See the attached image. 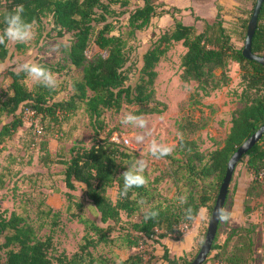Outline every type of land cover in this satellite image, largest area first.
<instances>
[{"label":"trees","instance_id":"1","mask_svg":"<svg viewBox=\"0 0 264 264\" xmlns=\"http://www.w3.org/2000/svg\"><path fill=\"white\" fill-rule=\"evenodd\" d=\"M129 1L3 0L0 3V34L6 27L5 15L13 12L16 5L23 4L22 15L26 22H34L33 26H41V20L49 17L50 27L58 36L63 32L70 35L65 58L69 66L80 71L79 79L71 83L72 94L64 100H52L51 90L40 84H37L38 88L35 90L26 88L22 84L26 75L23 72L17 74L18 71H1L0 74L7 76L10 81L8 92L0 102V113L13 115V118L0 126V144L3 139L10 137L21 127L23 109L32 111L31 118H38L41 126L44 119L60 121L61 118L81 108L95 136L103 132V112L115 113L122 105L134 106L135 116L161 113L164 106L162 105L161 109L157 108V102L154 100L153 82L156 76L154 69L174 43H180L184 49L179 59L180 80L184 83H195L194 91L188 97L190 105L199 104V98L206 97L223 86L227 81L228 63L236 64L240 71L241 94L246 97V103L232 118L223 146L207 156L200 154L195 141L190 137L203 128L205 122L186 119L180 123L179 139L172 155L176 156L173 161L179 163V169L175 168V172L181 175L185 183L183 188H186V191L181 193L186 194V203L181 205L179 199L167 204L159 201L152 204V202L147 210L157 211L158 216L146 221L144 212L141 213L139 221L130 225L131 231L125 232L123 238L125 247L137 248L141 239L150 240L152 243H158L161 239L171 236L175 240L178 239L181 235L176 230L178 224L182 223L189 227L192 223L184 219V210L188 207L195 212L200 208H206L211 212L217 194L215 198L209 197V188L215 187L218 192L226 163L232 153L264 124V68L244 59L241 56L242 46H237L235 43L243 44L247 21L256 0H236L237 5L233 8L231 19L228 21L223 19V14L217 12L211 21L194 18V22L199 23V28H195L193 25H184L176 18H172L171 29L152 39L141 54L136 77L129 82L125 42L120 35L112 34L113 28L106 22V17L115 13L114 6L122 9L128 6ZM173 10L179 13V10ZM153 16L154 7L151 0H142V5L135 7L127 15V25L131 31L141 30L148 25ZM89 44L94 49L87 60L86 51ZM250 52L254 56H264V0L251 37ZM7 56L6 46L0 45V63ZM41 66L58 71L52 66L44 64ZM36 125L41 132L42 126ZM29 127L33 135V124ZM33 136L30 142L32 149H38L42 155L41 165L49 167L51 161L46 140L40 141L37 146L35 139L38 136ZM69 154L68 161L61 163L64 167L61 174L63 186L67 191H73L76 183L82 185L81 195L94 208L100 224L105 227L90 224V231L98 239L95 242H88L87 246L82 247L79 253L73 254L69 259L57 258L56 264L82 262L84 257L89 256L85 249L96 242L106 240V234L119 221L120 213L129 217L138 211L145 199H150L145 186L133 187L126 197H121L120 193L124 185L122 174L134 162L133 155L122 148L121 143L114 142L105 135L88 148H74ZM243 159L246 170L253 177L251 183L260 186L257 177L259 172L264 170V135L241 156L239 161ZM113 187H115V199L111 201L107 191ZM66 197L68 200L69 194ZM4 212L5 210H0V264H50L48 256L51 249L50 238L39 239L36 230L25 217L14 212L4 217ZM40 214L43 220L50 219V227L58 222V212H54L50 207ZM80 221L82 224L87 223L81 218ZM218 226L219 223L217 229ZM40 227L41 225L38 226ZM233 233L235 231L231 230L232 236ZM203 236L204 232L202 239ZM215 238L216 233L210 249L212 254L207 256L206 262L236 264L237 254L226 251L229 236L222 244H216ZM195 250L196 247L192 253L173 257L162 248L159 259L162 264H188L194 258ZM152 254L153 250L148 260H144L142 254L135 252L120 264H149ZM101 263L105 264L104 261Z\"/></svg>","mask_w":264,"mask_h":264},{"label":"rangeland","instance_id":"2","mask_svg":"<svg viewBox=\"0 0 264 264\" xmlns=\"http://www.w3.org/2000/svg\"><path fill=\"white\" fill-rule=\"evenodd\" d=\"M2 2L3 0H0V3ZM151 4L154 7V16L141 30H130L127 25V15L135 7L141 6L142 0H130L128 6L122 9L114 6L115 13L106 17V22L113 28L112 34L120 35L125 42L124 51L128 60L126 68L129 71V82L135 79L140 56L150 41L164 31L170 30L173 26L172 18L177 19L179 16L171 8L162 9L160 0H151ZM164 12H167V17L163 16L166 15ZM177 20L181 21L180 18ZM183 23L187 25L191 21L187 18ZM33 28L35 38L32 41L6 42L8 56L0 63V72L18 71V66L25 62L52 66L58 70H50L57 78L58 87L51 90V99H67L72 94V81L80 77V71L69 66L65 58L70 35L63 32L58 36L50 27L49 17L41 20V26H33ZM235 43L237 46H242V42ZM57 45H59L58 50H53ZM93 49V46L89 44L86 51L87 60L93 53ZM183 52L181 44L174 43L155 66L154 100L157 102V108L161 109L162 105L164 108L159 114L139 115L147 121V126L143 129L121 123L126 114L134 115L135 107L131 105H122L115 113L103 112V132H99L97 136L93 134L94 130L88 125L87 117L81 108L61 118L60 121L44 119L41 122L40 135L35 142L38 146L40 141L46 140L51 161L49 167L41 165L42 155L38 149L34 150L30 145L34 136L29 126L30 124L39 125V120L29 118L25 114V109L21 111V127L16 129L10 137L3 139L0 144V201L4 204L0 205V210H5L4 217H8L10 212L25 217L36 230L39 239L50 238L51 249L48 255L50 264H56V259L60 257L69 259L73 254L79 253L82 247L87 246L88 242H95L98 237L89 229L92 224L105 227L100 224L97 212L81 195L82 185L76 183L73 191H67L63 186L61 175L64 168L61 163L68 161L71 150L78 147L88 148L105 135L111 140H117V143L120 142L122 148L133 155L134 161L144 159L147 162L144 176L148 180L145 188L150 194V199H145L138 211L129 217L120 213L119 221L106 234V240L88 246L85 250L89 256L84 257L83 261L77 264H102L101 261L105 264H120L135 252H139L144 260H148L151 250L153 254L149 264H162L159 259L162 248L154 249L156 246H153L154 243L150 240L141 239L137 248L125 247L123 241L125 232L131 231L130 225L139 221L140 214L147 210L152 202V204L158 201L167 204L186 196L185 193H181L186 191V188H183L185 183L181 175L175 172V168L179 169V163L173 161L176 156L172 153L156 159L150 154L152 141L175 146L179 139L180 123L186 119L201 120L205 122L204 127L190 138L195 141L198 152L207 156L223 146L232 118L246 103V97L241 94L239 68L230 62L226 69V83L208 96L199 98V104L190 105L188 97L194 91L195 83H184L179 78L181 72L179 59ZM9 81L7 76L0 74V102L4 100V95L8 92ZM22 84L28 89L38 88V83L26 75ZM11 118L13 115L0 113V126ZM136 135L144 136L143 143L135 141ZM122 139L128 141L127 146L123 145ZM257 178L260 186L251 183L253 177L246 170L245 159L235 165L223 204V208L232 211L234 217L228 223L218 222L215 242L222 244L229 236L226 251L237 254L236 264H264V170L259 172ZM67 194L70 197L68 200ZM216 194L217 188L210 187L209 197L215 198ZM107 196L114 201L115 187L107 191ZM47 207L59 214L58 222L53 227L49 226L50 219L43 220L40 216V212ZM200 210H203L204 218L201 219L203 224L195 252L199 248L202 232H205L210 215L206 208H200L198 212ZM80 218L87 223L82 224ZM40 225L41 227L38 228ZM187 228L181 223L176 230L182 234ZM231 230L235 231L233 236ZM166 238L173 239L172 236ZM211 254L212 252L208 253L209 256ZM206 264L216 263L207 261Z\"/></svg>","mask_w":264,"mask_h":264},{"label":"clouds","instance_id":"3","mask_svg":"<svg viewBox=\"0 0 264 264\" xmlns=\"http://www.w3.org/2000/svg\"><path fill=\"white\" fill-rule=\"evenodd\" d=\"M24 5L18 4L14 7L13 12L8 13L4 17V24L6 27L0 34V45H6V40L16 43H28L35 38V31L33 28L34 22L29 23L23 19ZM66 47V46H65ZM57 45L53 50H58ZM23 72L32 81L48 88L49 90H55L58 87V81L56 76L47 68L32 62H25L18 66V73ZM121 123L131 124L134 127L141 129L147 126V121L143 117L134 116L132 114H126ZM135 141L137 143H143L144 136L136 135ZM174 145L168 146L164 144H158L156 141H152L150 145V154L156 159L169 156L174 151ZM147 162L144 159H138L134 161L131 166L122 175L124 178L123 189L120 193L121 197H126L128 191L133 187H144L147 185L148 180L144 176ZM186 203V198H180V204ZM158 212L154 210H145L144 219H154L158 216ZM216 220L219 223H228L234 217V213L223 207H218L215 210ZM197 218H204L203 210L195 212L191 207L184 210V219L189 222H195ZM202 242V241H201Z\"/></svg>","mask_w":264,"mask_h":264},{"label":"crops","instance_id":"4","mask_svg":"<svg viewBox=\"0 0 264 264\" xmlns=\"http://www.w3.org/2000/svg\"><path fill=\"white\" fill-rule=\"evenodd\" d=\"M160 2L162 3L161 8L164 10L169 8L179 10L177 19L180 18L181 23H183L185 19L189 18L191 23L187 25H193L195 28H199V23L194 22V18L211 21L217 12L223 14L225 21L230 20L233 8L237 5L236 0H160ZM163 16L167 17L168 15ZM226 17H228L227 20ZM3 204V201H0V205ZM202 224L201 218H197L178 239H161L158 243L153 244V246H156L154 249L163 248L169 256L173 257L192 253L199 240L198 235L201 232Z\"/></svg>","mask_w":264,"mask_h":264},{"label":"water","instance_id":"5","mask_svg":"<svg viewBox=\"0 0 264 264\" xmlns=\"http://www.w3.org/2000/svg\"><path fill=\"white\" fill-rule=\"evenodd\" d=\"M262 2L263 0H256L251 10V14L248 18L246 25V33L242 44L241 56L244 59L253 61L264 68V56L261 57L254 56L250 52L251 37L253 35L256 26L257 15L259 13V9ZM262 135H264V124H262L253 134L247 137L236 148V150L232 153V155L228 159L225 167L224 176L218 188V192L212 210L209 215V219L207 222V226L204 232L202 242L194 258L188 264H203V262L205 261L206 256L210 252L212 241L215 237V233L218 225V221L216 220L215 210L218 207H223L227 193V187L230 182V178L234 170V167L239 162L241 156L244 155L249 149H251L260 140Z\"/></svg>","mask_w":264,"mask_h":264},{"label":"built area","instance_id":"6","mask_svg":"<svg viewBox=\"0 0 264 264\" xmlns=\"http://www.w3.org/2000/svg\"><path fill=\"white\" fill-rule=\"evenodd\" d=\"M25 114H27L29 118L33 117V112L28 109H25ZM33 127H34L33 135L38 136L40 134V129L37 127L36 124L35 125L33 124ZM112 141L116 142L117 140H112ZM122 143L124 146L128 145V141L126 139H122Z\"/></svg>","mask_w":264,"mask_h":264}]
</instances>
